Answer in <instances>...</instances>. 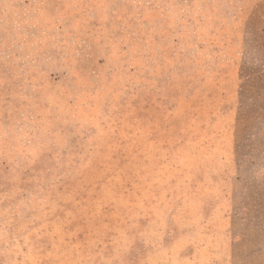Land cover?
Masks as SVG:
<instances>
[{
    "label": "rangeland",
    "instance_id": "374dc122",
    "mask_svg": "<svg viewBox=\"0 0 264 264\" xmlns=\"http://www.w3.org/2000/svg\"><path fill=\"white\" fill-rule=\"evenodd\" d=\"M0 264H264V0H0Z\"/></svg>",
    "mask_w": 264,
    "mask_h": 264
}]
</instances>
